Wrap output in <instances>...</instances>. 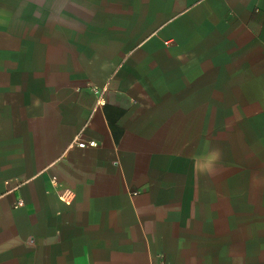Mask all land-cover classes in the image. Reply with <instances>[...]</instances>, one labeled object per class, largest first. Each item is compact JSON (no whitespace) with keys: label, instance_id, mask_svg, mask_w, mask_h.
I'll return each instance as SVG.
<instances>
[{"label":"crops","instance_id":"0c3cea01","mask_svg":"<svg viewBox=\"0 0 264 264\" xmlns=\"http://www.w3.org/2000/svg\"><path fill=\"white\" fill-rule=\"evenodd\" d=\"M258 170L264 0H0V264H264Z\"/></svg>","mask_w":264,"mask_h":264},{"label":"clouds","instance_id":"9594fccd","mask_svg":"<svg viewBox=\"0 0 264 264\" xmlns=\"http://www.w3.org/2000/svg\"><path fill=\"white\" fill-rule=\"evenodd\" d=\"M39 104V101H36ZM193 171L205 176H212L217 172L222 161V152L219 148L206 144L203 150L194 152L190 157Z\"/></svg>","mask_w":264,"mask_h":264},{"label":"built area","instance_id":"2783aa9c","mask_svg":"<svg viewBox=\"0 0 264 264\" xmlns=\"http://www.w3.org/2000/svg\"><path fill=\"white\" fill-rule=\"evenodd\" d=\"M93 89H94V93L98 97V103H100L102 101V99H103L105 88L104 87H101V88L94 87ZM96 145H97V142L95 140H88V141H80V142H78V146H80V147H85V146L94 147ZM64 202L68 203V200L64 199ZM21 203L22 202L19 201L17 204H21ZM153 264H166V263L164 262V260H158L157 262H155Z\"/></svg>","mask_w":264,"mask_h":264},{"label":"rangeland","instance_id":"374dc122","mask_svg":"<svg viewBox=\"0 0 264 264\" xmlns=\"http://www.w3.org/2000/svg\"><path fill=\"white\" fill-rule=\"evenodd\" d=\"M56 1H61V0H56ZM244 173H246V175H247L246 177L248 179H255L256 182H257V184L259 182H264V170L247 171V172H244ZM216 175L221 178V175H222L221 170L217 171L216 172ZM262 189H264V187H262V188L261 187H258L257 188V190H262Z\"/></svg>","mask_w":264,"mask_h":264}]
</instances>
